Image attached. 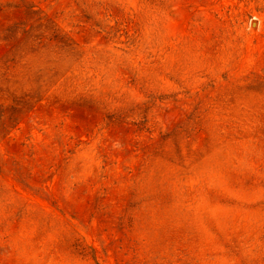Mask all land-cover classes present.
Instances as JSON below:
<instances>
[{
  "label": "rangeland",
  "instance_id": "374dc122",
  "mask_svg": "<svg viewBox=\"0 0 264 264\" xmlns=\"http://www.w3.org/2000/svg\"><path fill=\"white\" fill-rule=\"evenodd\" d=\"M0 264H264V0H0Z\"/></svg>",
  "mask_w": 264,
  "mask_h": 264
}]
</instances>
